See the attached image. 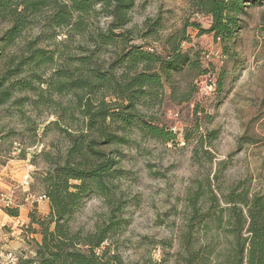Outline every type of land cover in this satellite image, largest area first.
Instances as JSON below:
<instances>
[{"label": "trees", "instance_id": "16d2710c", "mask_svg": "<svg viewBox=\"0 0 264 264\" xmlns=\"http://www.w3.org/2000/svg\"><path fill=\"white\" fill-rule=\"evenodd\" d=\"M190 4L192 14L208 20L207 29L186 21L164 35L157 20L145 22L136 35L128 28L133 0H0V23L9 26L0 37V62L14 66L0 74V107L10 103L22 107L28 102V97L16 99L15 94L38 97L31 101L34 106L50 101L54 94L71 96L70 106L62 107L50 123L67 142L63 159L49 163L41 177L50 212L45 219H32L38 230H31L41 239L35 243L34 257L17 264H123L107 246L119 230L122 206L118 187L122 173L112 148L128 144L126 134L135 126L143 138L174 144L180 133L155 124L141 109L160 107L166 96L173 103H190L198 93L195 82L203 78L218 95L222 88L215 68L203 67V55L190 46L184 49L192 42L188 30L197 37L210 35L221 58L231 60L247 9L263 5L264 0H190ZM97 16L110 19L106 31L88 39L92 45L88 55L73 58L74 72L55 71L44 77L40 71L53 63V52L38 45L68 38L71 32L82 34L86 19ZM33 27H41L45 39L35 37L16 50ZM109 52V59L101 60ZM24 73L30 74V80L18 79ZM45 91L48 97L42 94ZM198 110L196 105L195 115ZM66 119L77 125H64ZM216 180H194L184 197L189 235L186 241L182 236L185 255L178 253L179 260L264 264V195L251 193L241 182L222 191ZM92 193L104 201L108 217L93 232H74L72 216ZM8 214L17 216L16 211ZM197 225L209 232L205 242L214 244L213 254L196 250L190 241Z\"/></svg>", "mask_w": 264, "mask_h": 264}, {"label": "rangeland", "instance_id": "374dc122", "mask_svg": "<svg viewBox=\"0 0 264 264\" xmlns=\"http://www.w3.org/2000/svg\"><path fill=\"white\" fill-rule=\"evenodd\" d=\"M133 1L128 28L136 35L145 22L157 20L164 35L186 21L197 22L204 29L209 26L207 19L192 14L190 0ZM263 13L264 4L247 9L231 60L221 58L220 48L210 35L197 37L188 30L192 42L184 49L190 46L203 55V67L215 68L222 88L218 95L203 78L195 82L198 93L190 103H173L166 96L160 107L141 109L155 124L180 133L174 144L143 138L135 126L126 134L128 144L112 148L122 173L118 180L122 206L119 230L107 246L123 264H182L178 258V253L185 255L182 236L186 241L189 235L184 197L194 180L217 177L216 185L222 191L241 182L251 193L264 195ZM109 20L103 16L88 18L82 34L71 32L68 38L42 41L38 47L53 52V63L40 71L43 76L55 71L74 72L77 62L73 58L89 54L92 45L88 39L99 30L106 31ZM8 27L0 23V37ZM42 35L41 27H33L17 43L16 50ZM109 56L110 52L101 60ZM13 68L5 60L0 62V74ZM18 79L30 80V74ZM42 94L49 96L46 91ZM15 97H28V102L22 107L11 103L0 107V264H17L34 257L35 243L41 238L33 234L31 229L38 227L31 221L45 219L50 212L48 199H38L43 195L41 177L49 163L63 159L67 146L64 134L50 123L56 121L62 107L70 106L71 96L54 94L50 101L42 100L36 106L31 105L38 99L34 95ZM64 123L77 125L67 119ZM212 132L217 133L214 139L208 136ZM6 198L10 199L8 207L2 201ZM8 211H16L17 216H10ZM108 212L101 197L92 193L73 214L70 228L83 234L93 232L107 219ZM194 231L190 241L195 249L213 254L214 244L205 242L209 232L198 225Z\"/></svg>", "mask_w": 264, "mask_h": 264}, {"label": "built area", "instance_id": "2783aa9c", "mask_svg": "<svg viewBox=\"0 0 264 264\" xmlns=\"http://www.w3.org/2000/svg\"><path fill=\"white\" fill-rule=\"evenodd\" d=\"M211 88V87H210ZM173 130H175V129H173ZM23 185H28V183L27 182H23L22 183ZM5 198V197H4ZM39 200H45L46 198L42 195V196H40L39 198H38ZM5 200V201H4ZM2 201H4L5 202V204H6V207H8L9 206V204H10V199L9 198H6V199H2ZM11 262H13V261H11ZM11 264H13V263H11Z\"/></svg>", "mask_w": 264, "mask_h": 264}]
</instances>
